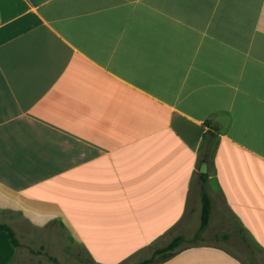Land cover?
<instances>
[{"label": "crops", "instance_id": "obj_1", "mask_svg": "<svg viewBox=\"0 0 264 264\" xmlns=\"http://www.w3.org/2000/svg\"><path fill=\"white\" fill-rule=\"evenodd\" d=\"M202 174L234 233L151 264H264V0H0V264L149 258Z\"/></svg>", "mask_w": 264, "mask_h": 264}, {"label": "rangeland", "instance_id": "obj_2", "mask_svg": "<svg viewBox=\"0 0 264 264\" xmlns=\"http://www.w3.org/2000/svg\"><path fill=\"white\" fill-rule=\"evenodd\" d=\"M212 212V211H211ZM228 218H225L223 220L224 224L223 226L220 227L218 225L216 228H214V224L212 226H208L203 230L199 231V222H200V214L195 215L192 217L190 223V229H187L184 231V241L181 246H187L191 244H203V243H216L220 242L221 239L224 238L225 235L232 234L234 233L233 230H230L227 228V225H233ZM213 227V228H212ZM220 227V228H219ZM222 242V241H221ZM46 248H41L37 251V254L35 255L37 258V264H67L66 263V258H61V261H58V263H55L51 257L53 254L49 253L48 251L45 250ZM142 261V260H141ZM140 261H134L132 263H124V264H138Z\"/></svg>", "mask_w": 264, "mask_h": 264}, {"label": "trees", "instance_id": "obj_3", "mask_svg": "<svg viewBox=\"0 0 264 264\" xmlns=\"http://www.w3.org/2000/svg\"><path fill=\"white\" fill-rule=\"evenodd\" d=\"M205 183H206V178L202 174L200 178V201H201L200 224H199L200 232L207 227L211 215V199L207 192ZM0 231H4L7 233L9 241L13 246L18 245V240L15 236V233L9 225L5 223H0ZM183 241H184L183 235H177L173 237L168 244H166L163 247L155 249L149 258L143 259L138 264H151L156 257H165L167 255L172 254L173 252H175V250L180 246V244Z\"/></svg>", "mask_w": 264, "mask_h": 264}, {"label": "water", "instance_id": "obj_4", "mask_svg": "<svg viewBox=\"0 0 264 264\" xmlns=\"http://www.w3.org/2000/svg\"><path fill=\"white\" fill-rule=\"evenodd\" d=\"M203 167H204V165H203ZM201 171H204V169H201Z\"/></svg>", "mask_w": 264, "mask_h": 264}]
</instances>
